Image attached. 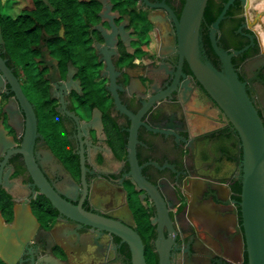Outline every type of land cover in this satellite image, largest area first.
Segmentation results:
<instances>
[{"label": "water", "instance_id": "1", "mask_svg": "<svg viewBox=\"0 0 264 264\" xmlns=\"http://www.w3.org/2000/svg\"><path fill=\"white\" fill-rule=\"evenodd\" d=\"M176 33L174 79L133 116L128 138L132 176L158 210V264H264V0H186ZM0 91L20 141L0 123V189L42 192L57 213L16 264H147L107 137L91 141L74 111L64 115L80 189L36 131L1 32ZM29 226L19 217L5 237L0 231L10 264ZM55 243L65 260L52 253Z\"/></svg>", "mask_w": 264, "mask_h": 264}, {"label": "flooded vegetation", "instance_id": "2", "mask_svg": "<svg viewBox=\"0 0 264 264\" xmlns=\"http://www.w3.org/2000/svg\"><path fill=\"white\" fill-rule=\"evenodd\" d=\"M186 0H0V32L4 52L20 91L32 109L35 129L80 189L77 154L62 119L70 111L84 121L91 138L107 137L123 185L124 204L143 243L147 264H158V210L146 188L131 173L128 138L133 116L150 96L173 81L179 52L176 20ZM5 135L20 141L3 108ZM17 174L13 170L10 176ZM21 182L24 184L25 179ZM20 219L28 241L40 226L57 223L47 195L12 197L0 189V231L14 229ZM10 234L8 241L17 240ZM51 251L67 255L58 243ZM0 264H10L0 256Z\"/></svg>", "mask_w": 264, "mask_h": 264}]
</instances>
